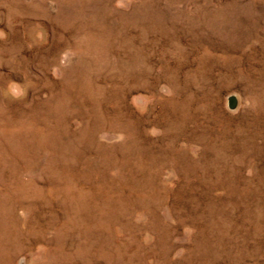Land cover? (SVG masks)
<instances>
[{
	"label": "rangeland",
	"instance_id": "obj_1",
	"mask_svg": "<svg viewBox=\"0 0 264 264\" xmlns=\"http://www.w3.org/2000/svg\"><path fill=\"white\" fill-rule=\"evenodd\" d=\"M0 264H264V0H0Z\"/></svg>",
	"mask_w": 264,
	"mask_h": 264
},
{
	"label": "bare ground",
	"instance_id": "obj_2",
	"mask_svg": "<svg viewBox=\"0 0 264 264\" xmlns=\"http://www.w3.org/2000/svg\"><path fill=\"white\" fill-rule=\"evenodd\" d=\"M87 207V206H86ZM89 213V212H88ZM77 224V223H76ZM88 224V223H87ZM4 226V225H3ZM3 242V241H2ZM3 247V246H2ZM4 249V248H3ZM48 260V259H47ZM11 262V261H10Z\"/></svg>",
	"mask_w": 264,
	"mask_h": 264
}]
</instances>
